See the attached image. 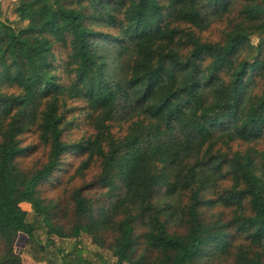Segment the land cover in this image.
I'll list each match as a JSON object with an SVG mask.
<instances>
[{"label":"trees","instance_id":"16d2710c","mask_svg":"<svg viewBox=\"0 0 264 264\" xmlns=\"http://www.w3.org/2000/svg\"><path fill=\"white\" fill-rule=\"evenodd\" d=\"M83 234L60 264H264V0H0V264Z\"/></svg>","mask_w":264,"mask_h":264},{"label":"rangeland","instance_id":"374dc122","mask_svg":"<svg viewBox=\"0 0 264 264\" xmlns=\"http://www.w3.org/2000/svg\"><path fill=\"white\" fill-rule=\"evenodd\" d=\"M224 28L223 24H216L212 27L211 30H209L208 32L205 33V35L207 37H209L210 39L216 40L220 37L221 35V31ZM255 41H257V38H255ZM92 133L91 127L88 125L86 118L84 116V114L78 115V123L76 124V126L73 128V130L71 131V133L69 134L70 137L72 139H77V138H81L82 136H88ZM31 142H35V135L32 133L27 134V136L25 137V143H31ZM238 144L235 143V147H237ZM40 154V152H33L31 153L29 156H26L23 158V161L26 164H30V162L33 161V159H35L38 155ZM40 156V155H39ZM41 156H42V150H41ZM70 163H73V166H77L79 164V160L78 158H76V156L71 155L66 159V168H69V171L66 173L65 170L61 171L59 173V177L60 180H63L65 177V181L68 180V178L73 174V166H68ZM98 172V165L96 164L95 166H93L88 172H87V176H86V181L90 182L93 180V178L95 177V175ZM72 173V174H71ZM81 181L80 180H75L71 185L69 186H64L63 184L61 185H56L53 189V186H47V187H43V192H44V196H51L53 198H58V201H65L66 200V196H65V190L67 188V190H69L71 187H73L74 184H79ZM66 190V191H67ZM164 193V190H162L161 194ZM166 198L163 197L162 200H165ZM23 208L29 211V216H28V220L31 222L33 221L34 218V212L31 208V205L29 204H24ZM59 218H61L62 220V224H64L67 228L66 230H69L71 228V226L73 225L71 220V216H67V214L64 213V211H60L57 215ZM72 224V225H71ZM27 235L26 234H19V237L17 239L16 242V251L17 252H21L25 249L26 246V241H27ZM46 234L43 233L42 236V245H46ZM84 247V249L91 254V256L93 257V260L96 261V250H95V245L92 242L91 238L88 237L87 235L83 234L80 238V242L76 241L73 238H69V239H64L61 238L57 235H53L51 236V242L48 244V250L50 253L54 254V258L56 259V264H60L61 263V257L65 254V253H71L75 247L81 248ZM74 253V251H73ZM106 254H104V259L106 260V264H117L114 260L108 261L107 257L110 256V253L108 251H105ZM103 254V253H102ZM25 257V264H35L33 261H31V258H27ZM97 264H102L101 261H98Z\"/></svg>","mask_w":264,"mask_h":264}]
</instances>
